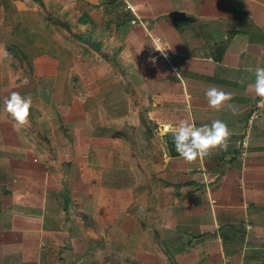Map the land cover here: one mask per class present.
Returning <instances> with one entry per match:
<instances>
[{"label": "crops", "instance_id": "obj_1", "mask_svg": "<svg viewBox=\"0 0 264 264\" xmlns=\"http://www.w3.org/2000/svg\"><path fill=\"white\" fill-rule=\"evenodd\" d=\"M256 68L264 0H0V264H264ZM214 120L227 151L185 161Z\"/></svg>", "mask_w": 264, "mask_h": 264}, {"label": "clouds", "instance_id": "obj_2", "mask_svg": "<svg viewBox=\"0 0 264 264\" xmlns=\"http://www.w3.org/2000/svg\"><path fill=\"white\" fill-rule=\"evenodd\" d=\"M155 49L162 54L166 52L159 48ZM149 62L156 63V57L150 56ZM254 91L260 97V103L264 104V68L255 69ZM205 96L208 104L219 110L227 105L233 115L237 114L235 106L228 102L232 100V95L216 87H210ZM6 111L21 126L29 125L31 97H23L17 91H12L10 96L4 101ZM176 152L187 162H194L199 158L208 156L213 150L227 151L229 140L233 132L228 125L221 120H214L210 125L195 126L187 121H181L172 133Z\"/></svg>", "mask_w": 264, "mask_h": 264}, {"label": "built area", "instance_id": "obj_3", "mask_svg": "<svg viewBox=\"0 0 264 264\" xmlns=\"http://www.w3.org/2000/svg\"><path fill=\"white\" fill-rule=\"evenodd\" d=\"M155 45H156L157 48L163 50V47H164V46H163L162 42H160V40H157V41L155 42ZM256 117H257V113L254 112V113L252 114V116L250 117L249 121H248L249 126L252 124L253 119L256 118ZM163 129H164L165 131H169V130H170V125H165V126L163 127ZM243 146H244V147L247 146V142H246V141H244ZM244 154H245V152H244L242 155L244 156Z\"/></svg>", "mask_w": 264, "mask_h": 264}, {"label": "rangeland", "instance_id": "obj_4", "mask_svg": "<svg viewBox=\"0 0 264 264\" xmlns=\"http://www.w3.org/2000/svg\"><path fill=\"white\" fill-rule=\"evenodd\" d=\"M52 23H53V21H52ZM82 54V52L80 51V55ZM84 57V56H83Z\"/></svg>", "mask_w": 264, "mask_h": 264}]
</instances>
